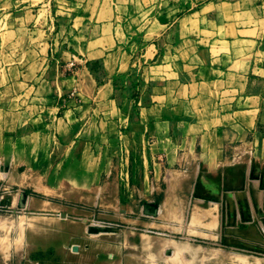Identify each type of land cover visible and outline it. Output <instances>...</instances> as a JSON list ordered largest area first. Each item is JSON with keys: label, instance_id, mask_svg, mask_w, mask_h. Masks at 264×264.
<instances>
[{"label": "crops", "instance_id": "crops-1", "mask_svg": "<svg viewBox=\"0 0 264 264\" xmlns=\"http://www.w3.org/2000/svg\"><path fill=\"white\" fill-rule=\"evenodd\" d=\"M123 1L133 0H45L56 27L25 108L30 127L39 120L62 146L87 124L107 136L121 151L124 185L148 174L150 201L168 217L264 185V12L247 0H206L164 21L138 54L117 37ZM69 62L76 72L66 78Z\"/></svg>", "mask_w": 264, "mask_h": 264}, {"label": "rangeland", "instance_id": "rangeland-1", "mask_svg": "<svg viewBox=\"0 0 264 264\" xmlns=\"http://www.w3.org/2000/svg\"><path fill=\"white\" fill-rule=\"evenodd\" d=\"M205 1H123L117 37L139 54L164 21ZM260 2L245 5L264 12ZM45 4L0 0V264H264L262 180L168 217L150 201L148 174L124 185L121 151L107 136L87 124L62 146L39 120L30 127L25 108L42 81L47 28L56 25ZM137 183L146 184L148 200L139 199Z\"/></svg>", "mask_w": 264, "mask_h": 264}, {"label": "built area", "instance_id": "built-area-1", "mask_svg": "<svg viewBox=\"0 0 264 264\" xmlns=\"http://www.w3.org/2000/svg\"><path fill=\"white\" fill-rule=\"evenodd\" d=\"M76 72V64L74 62H69L64 68V73L67 75H74ZM71 96H75V92H71Z\"/></svg>", "mask_w": 264, "mask_h": 264}]
</instances>
